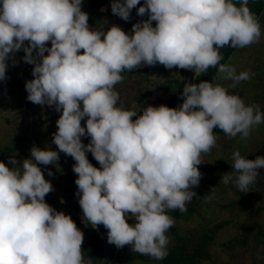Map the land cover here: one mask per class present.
I'll return each mask as SVG.
<instances>
[{
    "label": "clouds",
    "instance_id": "obj_1",
    "mask_svg": "<svg viewBox=\"0 0 264 264\" xmlns=\"http://www.w3.org/2000/svg\"><path fill=\"white\" fill-rule=\"evenodd\" d=\"M82 2L0 0V81L22 50L23 62L33 66V79L24 85L26 99L60 113L52 134L58 151L33 145L30 159L18 161L15 155L7 164L0 162V264H84L82 231L45 202L53 186L38 165H55L59 153L75 161L76 195L91 227L103 225L107 242L117 249L129 246L163 260L166 233L175 224L167 213L186 212L196 195L192 189L202 178L201 155L216 146L213 130L245 139L264 123L258 105H246L229 92L254 73H237L220 63L218 51L260 42L261 25L249 0H240L239 6L234 0H111V13L125 22L133 8L137 16H147L132 24L130 34L116 25L91 28ZM157 64L192 71L193 80L217 68L219 78L232 84L215 83L217 77L185 82L183 102L176 108L125 109L115 90L122 73ZM85 136L87 144L81 140ZM231 159L235 187L249 192L257 170L264 169V156L250 160L235 151ZM232 180L223 176L225 184Z\"/></svg>",
    "mask_w": 264,
    "mask_h": 264
},
{
    "label": "trees",
    "instance_id": "obj_2",
    "mask_svg": "<svg viewBox=\"0 0 264 264\" xmlns=\"http://www.w3.org/2000/svg\"><path fill=\"white\" fill-rule=\"evenodd\" d=\"M144 0H140L143 4ZM240 0H234L239 6ZM111 0H83L81 10L88 14V24L91 28L105 29L112 25L119 26L130 34L132 24L147 16L139 17L136 8L130 14V20L125 22L111 13ZM259 18L261 25V40L244 49L227 47L221 52L220 63L235 67L237 73L249 71L254 73L247 81H241L235 88H229L230 94L240 96L246 105L256 104L264 113V0H254L250 9ZM155 26V22H153ZM27 43V42H25ZM50 47V42L47 44ZM47 55V53H45ZM156 66H144L130 72L122 73L123 81L115 85L119 93V103L127 110H139L140 107L167 106L177 95L185 83L189 71L179 69L182 79L174 91H171L170 81L159 82ZM217 68L210 67L201 73L193 83L202 80L214 81L228 87L232 81L220 79ZM6 77L0 81V162L7 164L10 156L24 153L22 148L27 140L29 128L21 131L16 125V118L21 114L24 105L38 106L26 99L27 92L24 83L31 80L22 71H16L15 66L8 62ZM159 79V78H158ZM163 88L169 92L167 99H162L153 91ZM183 102V101H182ZM51 125L40 134L34 132L37 146H45L52 142V134L56 131L54 110L47 105ZM39 108V107H36ZM19 110V111H18ZM19 112V113H18ZM21 112V113H20ZM25 113L26 111L23 110ZM31 112L30 122H38L42 115ZM26 114V113H25ZM60 114V113H59ZM135 119V118H133ZM84 121L81 125L84 126ZM217 136L216 146L206 155H201L202 164L198 165L202 178L199 186L192 190L196 193L191 202L186 204L187 211L181 213L178 209L169 211L175 224L166 235L169 238L168 255L163 260H154L132 252L130 248L119 251L112 245V253L106 264H264V180L257 175L255 182L249 186V192L241 193L234 184L237 173L232 169V153L239 151L247 159L264 156V123L253 127L247 138L240 135L235 138L227 137L219 129L213 130ZM82 143H89L88 137L81 138ZM50 150L58 151L56 145ZM89 153H86L88 158ZM59 160L55 165H38L41 170H51L49 182L53 191L46 195L45 202L69 215L84 235L82 251L84 264H97L102 257V248L97 234L91 224L83 218L82 209L78 203L76 174L72 171L75 161L64 153H59ZM11 167V165H8ZM93 166L99 168L95 160ZM231 175L233 180L223 183V176ZM215 187L213 199L205 202V196ZM223 189V190H222ZM63 201V202H61ZM226 211L225 217L220 213ZM107 232V230L105 229ZM262 246L263 248H259Z\"/></svg>",
    "mask_w": 264,
    "mask_h": 264
},
{
    "label": "rangeland",
    "instance_id": "obj_3",
    "mask_svg": "<svg viewBox=\"0 0 264 264\" xmlns=\"http://www.w3.org/2000/svg\"><path fill=\"white\" fill-rule=\"evenodd\" d=\"M24 53L22 50L18 51L15 53V59L17 60V64L15 65V69L16 71H22L23 73H25L27 76H31L32 77V74H31V70H32V65L30 64H27L25 62H23V60L21 59L23 57ZM154 70L156 72L159 73L158 75V78H156L159 82H163V81H170L171 82V91H174L176 86L178 85L179 81L182 79V75L180 73V70L176 67H173L172 69H166L163 65H159V67H155ZM33 79V77H32ZM25 85V83H24ZM25 88V87H24ZM152 91L157 95L159 96L160 98L162 99H167L168 96H169V92H166L163 88H155L153 86V89ZM1 100V99H0ZM36 107H39V108H36ZM26 111L25 113L23 112ZM23 110L21 109L20 111H22L21 114H18L17 115V118L15 120L16 122V125L18 126V128L21 130V131H26L25 128H29L28 130V134L26 136V141L24 142L22 148L26 151H24V153L22 154H19V155H16V159L18 161L20 160H23V159H30V149L33 145L37 146V142H36V139L35 137L32 135L34 132H37L38 134L41 133L42 130H46L47 128H49V126L51 125V119H50V115L48 114L47 112V108L46 106H32L31 107H28V106H25L23 107ZM37 110L39 111V113L42 115L41 117V120H39L38 122H30V116H31V112L33 115H38L37 113ZM19 111V110H18ZM19 113V112H18ZM56 113V114H55ZM53 114H55L54 116V121L56 122V120L58 119L59 117V113L58 112H53ZM54 128L56 129V123L54 125ZM55 146L54 143L50 142L49 144H47L45 146V148H53ZM203 156H205L206 154L203 153L202 154ZM258 175L262 178V180H264V169H258ZM44 177L46 180H49V176L48 174L46 173V170H43L42 171ZM223 190V189H222ZM227 215V212L224 211L222 213H220V217H225ZM128 223H133L132 220H129ZM84 243V241H83ZM263 248L262 246H259V248ZM129 248V246H125L124 248H121L119 249V251H121L122 249H127Z\"/></svg>",
    "mask_w": 264,
    "mask_h": 264
},
{
    "label": "water",
    "instance_id": "obj_4",
    "mask_svg": "<svg viewBox=\"0 0 264 264\" xmlns=\"http://www.w3.org/2000/svg\"><path fill=\"white\" fill-rule=\"evenodd\" d=\"M252 5H253V0H249L248 7L250 9L252 8ZM225 48H226V46L223 47V48H220L218 51L221 53ZM194 75H195L194 72L189 71L188 74H187L185 82L193 83L194 80L192 78H193ZM184 85H185V83H184ZM184 85L182 86L181 90L177 93V95L167 105V107L176 108L182 103L183 100H182V98L180 96V93L182 92V89H183ZM87 159L93 165L95 159L93 158L91 153H89V156H88ZM94 231H95V233L97 234V236L99 238V241H100V244H101V248H102V257H101L100 261L97 264H106L109 261L110 257H111L112 245L107 242V232L105 231V228L103 227V225H98L97 228L94 229Z\"/></svg>",
    "mask_w": 264,
    "mask_h": 264
}]
</instances>
